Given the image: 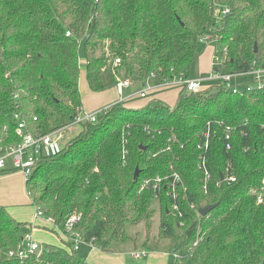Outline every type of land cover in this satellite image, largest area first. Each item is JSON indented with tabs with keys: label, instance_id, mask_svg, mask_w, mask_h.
<instances>
[{
	"label": "trees",
	"instance_id": "1",
	"mask_svg": "<svg viewBox=\"0 0 264 264\" xmlns=\"http://www.w3.org/2000/svg\"><path fill=\"white\" fill-rule=\"evenodd\" d=\"M217 7L229 9L219 27ZM80 43L92 92L125 79L141 85L188 79L208 43L213 72L243 74L264 67V2L0 0L1 149L21 142L20 122L25 134L39 137L82 110ZM223 85L197 93L182 88L173 107L159 101L108 107L61 153L38 161L25 181L33 205L61 230L79 217L73 232L82 242L114 253L157 200L160 235L171 239L175 264H261L264 87L234 93ZM227 174L235 181H221ZM144 180L151 185L141 188ZM24 226L0 206V264H89L69 240L22 260L9 257Z\"/></svg>",
	"mask_w": 264,
	"mask_h": 264
},
{
	"label": "built area",
	"instance_id": "2",
	"mask_svg": "<svg viewBox=\"0 0 264 264\" xmlns=\"http://www.w3.org/2000/svg\"><path fill=\"white\" fill-rule=\"evenodd\" d=\"M229 12V9L227 7H224L220 9L221 17L225 16ZM214 60V59H213ZM213 62V61H212ZM119 60H115V64H118ZM236 75H244L246 77H249L250 80L248 84L246 85L245 90L246 91H253L255 88L261 89L264 87V67H251L248 71L244 72L243 74H223L220 72H213L211 69V72L207 79H180L177 82L181 84L182 88L185 89L188 93H197L203 88L201 87V84L204 81L210 82V81H216L220 82L221 84H227L228 89H231L229 86V82L233 76ZM175 82V81H173ZM168 84L172 82H167ZM131 85L128 79L125 80H119L116 83V90L118 94H122L123 90L128 88ZM234 93L239 92L237 90L231 89ZM145 96V90L140 93V97ZM107 109V108H106ZM106 109L97 111V112H84L79 111L76 116L73 117L71 122L69 124H94L97 120V117L99 113H102ZM14 117L18 118V113H14ZM223 124V123H222ZM23 123L20 122L16 128V134L21 138V142L17 144L14 147L7 148L6 150H3L0 148V171L1 170H12L14 172H20L22 176L24 177V180L26 181L32 171L36 168L38 161L42 158L55 156L59 153H61L62 148L59 146L58 139L61 138L60 133L62 130L66 127L57 129L51 133L45 134L43 136L35 137L29 134H25L23 131ZM68 126V125H67ZM226 132L230 130V128L227 126L225 127ZM7 161H11V164H8ZM229 166L227 167V173L229 171ZM174 179L176 182L178 181V176L174 175ZM209 179V176L206 175L205 181ZM158 181V179H157ZM221 181H225L227 183H232L235 181V177L231 174H227L226 176L222 177ZM264 183V181H263ZM151 183L148 180H144L141 184V188L145 186H150ZM155 186V184H154ZM29 195V194H28ZM261 202V199L258 198V203ZM174 209H177L176 205L173 206ZM198 213V212H197ZM199 215V214H198ZM35 217H41L44 218L45 225L46 226H56L54 221L50 218H45L42 215V212L36 208ZM79 217H76L73 215L68 220H66V231L72 233V244L74 250H78L79 247L82 244L87 245L90 249H93L96 247L92 242L90 243H84L82 242L80 236L73 232V225L78 221ZM57 227V226H56ZM32 228V227H31ZM31 228L28 232L21 235L20 241L17 245L16 250H12L8 253L9 257L11 258H18L20 260L27 258L29 255L37 254L41 251L42 247L36 241L33 237V234L31 232ZM146 251L140 250V251H133L130 253V255L134 259H138L141 257H144L146 255Z\"/></svg>",
	"mask_w": 264,
	"mask_h": 264
},
{
	"label": "crops",
	"instance_id": "3",
	"mask_svg": "<svg viewBox=\"0 0 264 264\" xmlns=\"http://www.w3.org/2000/svg\"><path fill=\"white\" fill-rule=\"evenodd\" d=\"M208 49L209 47L206 46L201 54L197 57V60H203V65L208 64V74H210L212 69L214 48L212 47L210 48V50ZM200 76L195 78L189 76V79L205 80L208 78V75ZM176 82L177 81H175V83ZM137 85L141 88L138 90L136 89L133 92H127L130 91V88H126L125 90H123V93L121 95L118 94L116 86H112L111 88L101 92H92L85 86L84 89H81V87H79L82 100V111L93 113L106 109L115 104L136 109L145 107L151 101H159L170 107H173L182 89V87L181 89H179L175 88V86H164L162 84L156 85L152 80H148L145 85L132 83L130 86L134 87ZM146 85L149 86V90H147L148 94L145 90V96L142 98L140 97V93L144 91H142V89ZM0 206L5 207L9 214L16 221L25 225L22 230L29 231V229L32 227L31 232L33 234V237L35 235V227H46L44 220H40V218L35 217L34 210H36V207L33 205L27 193L24 177L20 173L12 172L9 174L0 175ZM39 237L41 238L42 235H39ZM125 245L126 244L119 245L114 253H107L105 251H102L98 247L90 249L87 246L88 252L85 253L84 258L89 264H126V262H128V255L130 254V251L126 248ZM133 251H140V249L132 250L131 252ZM152 253L153 254L150 255V257L146 258V264H167V259L169 256L166 252L164 254H159V252L155 250ZM124 254H126V256ZM146 256H148L147 253L144 257ZM163 260H165V262H163Z\"/></svg>",
	"mask_w": 264,
	"mask_h": 264
},
{
	"label": "rangeland",
	"instance_id": "4",
	"mask_svg": "<svg viewBox=\"0 0 264 264\" xmlns=\"http://www.w3.org/2000/svg\"><path fill=\"white\" fill-rule=\"evenodd\" d=\"M221 21H222V17L220 14V10L217 7L215 9L214 17H213V22H214L215 27H219L221 25ZM206 46L209 47L208 50L214 47L213 43H208ZM78 53H79V64H80V75H79V80H78V85H79L78 87H81V89H84V86H85L88 90H90L88 87L86 78H85V57H84V49H83L82 43L79 44ZM204 65H203V60L200 61L196 59V61H194L191 65L189 76L192 78L198 77L200 75L209 76L208 64H204ZM249 80L250 78L244 75H236L231 78L229 82V86L231 89L237 90L241 93L245 90L246 85L248 84ZM162 85L175 86V88H179V89H181L182 87L181 84H179L178 82L176 83L174 82L170 84L164 83ZM218 85H223V84H221L220 82H216V81H210V82L206 81L201 84V87L209 88V87L218 86ZM223 86L228 88L227 84L225 83ZM128 88H130V91H127V92H133L134 90L136 89L138 90L141 87L137 85L134 87L130 86ZM143 90H146V91L149 90V86L146 85L142 89V91ZM147 94H148V91H147ZM83 126H84L83 124H68V126H66L60 133L61 138L58 139L59 146L62 149L65 148L73 139H75L83 131V128H84ZM7 163L11 164V161H7ZM15 173H20V172H15ZM151 208H152L151 214L147 218L142 219L141 221L127 228L126 230L127 239L123 243V244H126L125 246L127 249H129L130 251L129 253H131L132 250L145 249L144 251L147 252L148 256L134 259L129 254L128 262H126V264H146V261H147L146 258L150 257V255L153 254L152 252H154L155 250L158 251L159 254H164L166 252L169 256L167 259V264H175L174 256L169 253L171 239L165 238L164 236L160 235L159 223H160L161 215H160V210H159V203L157 200L152 201ZM34 213H36V210H34ZM38 218H40V220H44V218H41V217H38ZM56 226L50 225L44 228H38V227H35L36 229L34 228V234H35L34 239L38 241V243L41 245L42 248L45 246L62 247L64 245L62 241H68V240L72 241V233L70 232L71 235H69V232H67L65 229V227L67 226L66 223L63 225L64 231ZM26 232L28 231L22 230V234ZM39 235H42V237L40 238ZM117 244H115L113 248H118L120 244L119 243ZM87 252H88L87 245L85 244H82L77 250V254L80 255L81 257H84L85 253ZM124 255L126 256V254ZM163 262H165V260H163ZM178 264H184V263H178Z\"/></svg>",
	"mask_w": 264,
	"mask_h": 264
},
{
	"label": "water",
	"instance_id": "5",
	"mask_svg": "<svg viewBox=\"0 0 264 264\" xmlns=\"http://www.w3.org/2000/svg\"><path fill=\"white\" fill-rule=\"evenodd\" d=\"M264 2V0H262ZM254 52H256V46L254 48ZM141 149H144L143 147H141ZM139 176V170L136 168L133 174V179L137 180ZM215 205H210V206H206L204 208H198L197 212L200 216H205L208 212H210L212 209H214ZM261 264H264V258Z\"/></svg>",
	"mask_w": 264,
	"mask_h": 264
}]
</instances>
